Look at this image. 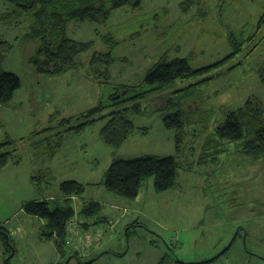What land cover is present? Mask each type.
I'll list each match as a JSON object with an SVG mask.
<instances>
[{
  "label": "rangeland",
  "instance_id": "obj_1",
  "mask_svg": "<svg viewBox=\"0 0 264 264\" xmlns=\"http://www.w3.org/2000/svg\"><path fill=\"white\" fill-rule=\"evenodd\" d=\"M13 11L0 0V67L21 80L13 101L0 105L1 140L10 138L16 149L0 171V264L10 257V264H264V158L251 160L237 144L223 142L218 160L201 159L228 113L247 100L264 105V0H141L138 9L112 10L104 23L72 21L68 36L93 47L79 55L77 70L57 77L37 75L29 66L38 43L27 38L29 17ZM231 33L243 42L241 50L186 101L194 120L186 125L180 153L175 132L163 123L169 111L158 110L169 92L139 102L140 112L129 114L134 130L119 149L101 140L103 119L80 134H65L49 157L45 129L82 116L119 86L141 88L158 62L185 58L194 69L218 62L232 52ZM107 35L119 43L113 49L102 39ZM108 52L115 61L105 73ZM94 55L104 61L91 65ZM145 155L177 157L174 188L156 192L151 178L134 200L105 189L114 159ZM67 180L86 186L73 201L72 221L92 234L93 244L72 246L68 238L60 251L43 235L46 222L23 206L58 199ZM89 200L102 204L101 219L78 213ZM5 243L13 245L7 258Z\"/></svg>",
  "mask_w": 264,
  "mask_h": 264
},
{
  "label": "trees",
  "instance_id": "obj_2",
  "mask_svg": "<svg viewBox=\"0 0 264 264\" xmlns=\"http://www.w3.org/2000/svg\"><path fill=\"white\" fill-rule=\"evenodd\" d=\"M1 1L6 6L11 5L14 8L13 13L18 12L19 17L24 15L29 17L27 38L36 41L38 46L28 59V64L37 75L46 77H57L71 70H77L80 65L77 61L79 55L93 47V42L76 41L68 36V25L72 21L104 23L108 21L112 10L124 7L138 9L141 6V0ZM263 23L264 14L260 18L259 25ZM102 39L111 49L119 44L111 35ZM229 39L232 52L214 64L194 69L185 58L176 57L169 62H158L146 74L141 88L119 86L105 100L100 101L82 116L76 119H62L57 127L45 129L44 133L47 136L42 141H46L50 147L49 157L53 158L61 149L65 134H80L87 127L103 119L107 120L100 130L101 140L110 147L119 149L134 130L129 114L140 112L139 102L169 92L170 96L164 107L158 110L169 111L163 117V123L166 129L175 132L176 151L180 153L186 137V125L194 120V116L185 108L186 101L196 99L195 97L198 96L196 90L210 81L209 76L212 72L233 60L241 50L242 41L237 42L232 33ZM102 57L94 55L91 65L95 66L98 62L104 61ZM104 57H106L105 73H108L115 58L112 57L111 52ZM178 81H192V83L177 88ZM20 88V78L13 73L3 71L0 67V105L8 106ZM212 136L214 137L212 143L216 148L211 150L212 143L211 147L203 148L201 156L203 163L219 159V155L224 152L223 149H219L223 142L237 144L238 151L251 160L264 158V105L247 100L243 106L228 113ZM15 153L14 141L8 137L1 140L0 137V170L15 158ZM180 167L181 163L176 156L145 155L132 159H114L105 174L103 185L113 195L134 200L138 197L143 183L151 178L156 192L161 193L174 188ZM58 189L60 193L58 199L46 197L41 200H31L26 202L23 208L27 214L46 222L43 235L48 240H53L58 249L63 251L68 242L67 226L77 214L73 201L85 193L86 186L76 180H67L63 181ZM51 201H53L52 206ZM101 211L100 202L89 200L82 204L78 213L86 220H96L101 219ZM82 225L87 227L89 222ZM11 245L4 244L6 258L12 251L13 245ZM10 260L11 258L7 264H10Z\"/></svg>",
  "mask_w": 264,
  "mask_h": 264
},
{
  "label": "built area",
  "instance_id": "obj_3",
  "mask_svg": "<svg viewBox=\"0 0 264 264\" xmlns=\"http://www.w3.org/2000/svg\"><path fill=\"white\" fill-rule=\"evenodd\" d=\"M68 232V238L70 243H72V246L80 245L81 243H84L86 247L91 243L93 244V240L91 237V233L84 230H78L77 226L74 225V222L71 221L67 227ZM89 245V247H90Z\"/></svg>",
  "mask_w": 264,
  "mask_h": 264
},
{
  "label": "crops",
  "instance_id": "obj_4",
  "mask_svg": "<svg viewBox=\"0 0 264 264\" xmlns=\"http://www.w3.org/2000/svg\"><path fill=\"white\" fill-rule=\"evenodd\" d=\"M20 89H21V88H20ZM20 89H19V90H20ZM19 90H18V91H19ZM15 94H16V93H15ZM14 97H15V95H14ZM13 99H14V98H13ZM12 101H13V100H12ZM6 167H7V166H6ZM6 167H5V168H6ZM2 170H4V168H3ZM2 170H0V171H2Z\"/></svg>",
  "mask_w": 264,
  "mask_h": 264
},
{
  "label": "water",
  "instance_id": "obj_5",
  "mask_svg": "<svg viewBox=\"0 0 264 264\" xmlns=\"http://www.w3.org/2000/svg\"><path fill=\"white\" fill-rule=\"evenodd\" d=\"M10 258H11V257H10ZM10 258H9V259H10ZM9 259H6L5 264H7V262H8Z\"/></svg>",
  "mask_w": 264,
  "mask_h": 264
},
{
  "label": "bare ground",
  "instance_id": "obj_6",
  "mask_svg": "<svg viewBox=\"0 0 264 264\" xmlns=\"http://www.w3.org/2000/svg\"><path fill=\"white\" fill-rule=\"evenodd\" d=\"M96 58V57H95Z\"/></svg>",
  "mask_w": 264,
  "mask_h": 264
}]
</instances>
